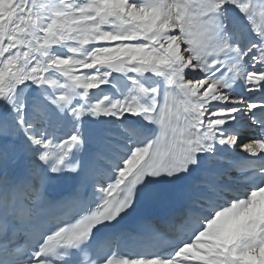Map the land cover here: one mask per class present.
I'll return each instance as SVG.
<instances>
[{"label":"snow or ice","instance_id":"obj_1","mask_svg":"<svg viewBox=\"0 0 264 264\" xmlns=\"http://www.w3.org/2000/svg\"><path fill=\"white\" fill-rule=\"evenodd\" d=\"M0 264H264V0H0Z\"/></svg>","mask_w":264,"mask_h":264},{"label":"bare ground","instance_id":"obj_2","mask_svg":"<svg viewBox=\"0 0 264 264\" xmlns=\"http://www.w3.org/2000/svg\"><path fill=\"white\" fill-rule=\"evenodd\" d=\"M244 142H248L247 140H245ZM238 153V155H240L242 153V150L241 151H236V154Z\"/></svg>","mask_w":264,"mask_h":264}]
</instances>
